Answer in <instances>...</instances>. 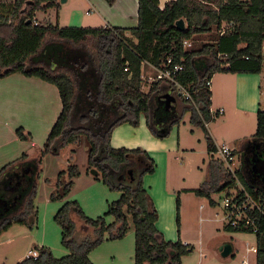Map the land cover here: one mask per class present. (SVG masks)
Here are the masks:
<instances>
[{"label":"trees","instance_id":"obj_1","mask_svg":"<svg viewBox=\"0 0 264 264\" xmlns=\"http://www.w3.org/2000/svg\"><path fill=\"white\" fill-rule=\"evenodd\" d=\"M105 1L111 5L115 0ZM137 4L136 27L109 28L36 23L34 12L58 8V0L0 2V77L16 72L42 79L57 88L61 101L59 115L38 155L31 158L23 152L4 164L0 168V183L8 179L16 187L15 180L20 185L23 174L30 169H34L35 177L38 176L45 155H58L61 149L68 147L69 163L56 174L55 188L50 195L52 201L63 200L71 192L73 178L80 173L71 162V155L85 135L88 169H96L95 179L121 192L117 200L108 204L104 215L96 218L87 217L76 200L66 199L53 218L60 228L61 243L69 253L55 257L48 247L35 244L31 250L38 252L37 258L25 257L18 264H93L88 256L91 250L101 244L105 232H108L109 239L123 237L128 230V216L134 227V264H181V257L193 250L179 239H165L156 227L157 209L142 185V176L154 170L153 159L140 147L110 146L114 127L122 123L137 126L141 116L152 135L164 138L169 135L171 127L189 112V122L203 130L206 148L211 154L207 178L190 191L208 198L214 205L211 194L233 187L238 180L244 191L262 199L264 211V191L251 186L240 169L232 174L221 160L214 158L216 146L206 127L217 116L211 112L212 94L206 82L217 72H261L264 0H169L162 8L158 0H137ZM179 18L185 20L186 31L175 28L174 23ZM222 23L227 26L219 34ZM212 29L218 33L210 43L192 49L183 47V40H192L195 35ZM47 36L84 48L83 45L87 44L91 49L88 58H85L84 51L75 55L84 57L79 67L69 66L67 70L50 68L48 63L60 62V45L49 47L51 44H48L43 52H39ZM167 57L183 65L176 78L191 95L190 99H184L172 92L176 100L182 102L175 113L176 106L168 110L158 108L157 104V97L171 89V84L157 81L146 92L141 90L142 65L147 63L158 67ZM30 59L36 63L29 64ZM255 117V131L251 138L261 142L264 141V110L258 109ZM16 132L21 139L27 136L21 133V129ZM23 189L26 193L20 210L0 222V233L13 224L29 228L36 224L38 212L33 203L36 179ZM241 193L238 197L242 196ZM106 215L113 216L114 220L106 223ZM250 216L256 225L255 264H264V213L254 210ZM75 217L82 224L80 232L83 237L80 240L75 237ZM224 229L252 233L251 227L244 228L243 225L232 227L225 223Z\"/></svg>","mask_w":264,"mask_h":264},{"label":"rangeland","instance_id":"obj_2","mask_svg":"<svg viewBox=\"0 0 264 264\" xmlns=\"http://www.w3.org/2000/svg\"><path fill=\"white\" fill-rule=\"evenodd\" d=\"M13 1L0 0V2L6 4ZM37 17L41 19L42 15L39 14ZM226 26L225 23H222L221 31L226 29ZM221 31H219V34ZM217 33L215 29H212L210 32L195 35L189 48H198L202 44L210 43ZM55 46L57 45H49V47ZM262 46L264 53V40ZM56 60L58 59H54V61ZM148 69V67H145L144 79L141 83V90L144 92L148 90V81L145 79L149 75H153V71ZM243 75L250 77L236 79L238 74L218 72L213 76L210 85L213 94L212 108L219 109L221 107L223 109L213 121L207 124L209 128L207 130H210L209 133L213 135L219 146L226 143L227 146L233 147L237 151L232 165L226 167L227 164L224 163V166L232 174L239 167L238 165L242 167L245 159L248 158V151L245 147L254 146L256 143L250 136L255 131L256 111L253 112L248 109L251 107L252 109L256 108V110H264V55L260 73H245ZM27 78L29 77L16 72L0 77V145L4 148L6 146L11 147L15 143L24 144L27 149L23 152L28 154L29 157L35 158L61 108L53 106L54 104L48 101L46 102V96L49 95L50 99L51 94H48L44 88L34 85ZM226 78H229L228 83L225 81ZM229 89L231 90L229 91ZM235 89L242 91L243 106L241 110L234 112L230 105L233 102V91ZM257 101H259V105H255ZM224 102L230 106L228 111L223 106ZM181 105V100H177V108L174 113ZM189 116V112H186L179 122L174 125V129H179L181 138L186 139L191 136L192 139L190 140L196 143V149L194 152L178 155V160L175 163L177 168L175 178L180 184H194L197 186L200 181H203V174L205 177L209 157L203 155V152L206 151L204 132L201 128L189 122ZM17 129H21V133L27 135L26 138L21 139L16 132ZM243 140L245 147L241 153L239 143H242ZM213 156L214 158L218 157L216 153ZM69 158V149L65 147L61 149L58 155L47 154L42 158L38 176L35 177L34 169H30L28 173L23 174L20 185L18 180H15L17 181L16 187L15 185L12 186L8 179H3V182L0 183V222L20 210L26 193L23 187L32 184L35 179L36 194L33 203L38 211V219L33 227L13 224L0 233V264H18L27 256L28 251L35 244L48 247L55 257L67 255L69 250L61 243L60 228L53 218L55 212L66 199L76 200L87 217L96 218L104 215L108 204L119 198L121 193L119 190L111 189L100 179H95V176L89 172L88 140L83 135L71 155V162L78 169L83 167L84 174L78 180L76 178L80 174L73 178V188L63 200H50L51 192L55 188L57 173L55 175L46 174L51 173L55 168L58 170L65 169L69 163ZM203 159L205 160L203 161ZM241 170L244 171L243 168ZM147 175H149L146 179L147 184L153 186L152 183L157 181V171L155 172L154 169L153 172L145 173L142 176L143 187H145L143 179ZM85 176H89L91 181H87ZM235 184L237 190L242 188L238 180ZM234 188L233 186L212 193L214 205L209 203L208 198L203 197V208L200 207L202 204L194 195L184 196L185 205L184 207L181 206L179 229L182 238L193 250L184 255L183 264H243L242 262L249 258L251 259L250 264H254V253L249 248L256 246L255 234L228 232L224 229L226 221L223 200L225 195L232 192ZM15 196L18 198L15 199ZM74 220L75 237L80 240L83 237L80 232L82 224L78 218L75 217ZM113 220V216H105L106 223H111ZM127 222L128 230L119 239H109L108 232L104 233L101 244L91 250L89 254L94 264H134L135 236L133 223L129 216ZM173 225L176 227L174 218ZM225 242L233 245V255L229 257H222L218 252V247Z\"/></svg>","mask_w":264,"mask_h":264},{"label":"crops","instance_id":"obj_3","mask_svg":"<svg viewBox=\"0 0 264 264\" xmlns=\"http://www.w3.org/2000/svg\"><path fill=\"white\" fill-rule=\"evenodd\" d=\"M169 0H158L159 7L162 8L164 3ZM58 8L50 7L45 10H36L34 12V20L37 23L42 24H57L59 26H72V27H121V28H129V27H136L138 25V15H137V0H115L113 4H108L105 0H66L64 3H60L58 0ZM42 15V18L39 19L37 16ZM48 44H59L60 46V54L58 57L60 58V62L58 64H54L50 62L47 64L52 69H61L67 70L71 66L73 68H77L80 66L82 59L84 57H76L75 55L84 52L85 58H88V53L90 50L88 45H83L86 48L82 47V45H75L71 42L55 39L53 37H45L43 40V44L39 50V52H43L46 45ZM74 55V57H73ZM34 57V56H33ZM89 58L91 56L89 55ZM51 60V59H50ZM29 64L33 65L36 63L35 60H29ZM43 63V62H42ZM70 66V67H69ZM145 67H148L149 71H153V68L150 64L144 63L142 65L141 70V77H143V72H145ZM148 72V71H147ZM218 73V72H217ZM216 74V73H215ZM214 74V75H215ZM233 74V73H231ZM241 74V76H240ZM245 73H238L236 79L238 78H247L250 76L243 75ZM213 75V76H214ZM233 75H237L233 74ZM213 78V77H212ZM212 78L211 83L212 84ZM29 81L34 83V85H38L39 88H44L48 94H51V98L49 99V95L46 96V102L54 104L53 106L57 108H61V101L59 97V93L57 88L42 79L36 77H29L27 78ZM143 81V79H142ZM226 83H228L229 78L225 79ZM227 87V85H226ZM210 88V87H209ZM149 89V87H148ZM231 89H229L230 91ZM169 90L167 89V92ZM211 91V90H210ZM228 91V94H229ZM166 92V93H167ZM169 93V92H168ZM212 94V91H211ZM213 95V94H212ZM212 95H211V110L216 111L219 109L212 108ZM231 95V92H230ZM242 91L235 89L233 91V102H232V111H239L242 109ZM252 103V102H251ZM177 104V100H176ZM175 104V106H176ZM255 105H259V101L255 102ZM223 106L229 110V105L227 103H223ZM228 106V107H227ZM246 108V107H245ZM250 111H257L256 108L252 109L249 107ZM247 109V108H246ZM245 109V110H246ZM256 115V112H255ZM208 128V126L206 125ZM209 129V128H208ZM210 132V130L208 131ZM215 146L218 147V143L216 139L213 137L211 133H209ZM251 136V135H250ZM191 136L188 138H181L179 129H174V126L171 127L170 133L167 137L158 138L152 135L149 129L146 126L145 119L143 116L140 117L139 125L132 126L129 123H122L111 131L109 143L112 148H120L124 147L127 149H134L140 147L144 149L148 155L153 159L155 166V172L157 171V181L153 182V186L149 183H146V179L149 175L144 177V189L148 192L150 197L153 200V203L157 209L158 217L156 221V227L160 230L165 239L176 241L179 239L183 244H188L181 236V231L179 229L180 223V210L181 206L184 207V196L194 195L196 199H198L203 206V197L196 196L192 191V189L197 188L206 178H207V171H208V164L210 160V153L207 151L203 152V155H207L209 157L207 167L205 170V177L203 174V181H200L198 185H184L180 184L176 180V161L178 160L179 154H186L190 152H194L196 149V143L193 142ZM246 139V138H245ZM244 139V140H245ZM244 140L242 143H239V151L242 153L245 147ZM264 146V141L256 142ZM222 145H226L222 144ZM221 146V145H220ZM227 146V145H226ZM229 147V146H228ZM234 151V154L237 152L233 147H229ZM245 148H248L246 146ZM27 149V146L21 143H15L13 146L4 147L0 145V166L18 158L23 151ZM214 155V154H213ZM235 156V155H234ZM205 159H203L204 161ZM242 162V161H241ZM233 164V163H232ZM245 165V164H244ZM238 165L237 169L243 168V174L246 178V181L253 186L255 189H261L264 191V184L261 182L260 178L255 176H249L246 173L245 166ZM198 168V167H197ZM236 169V170H237ZM62 169H53L51 173L55 175ZM84 168H79L80 175L76 178V180L80 179V177L84 174ZM242 171V170H241ZM248 172V171H247ZM204 173V172H203ZM45 175V176H46ZM152 176V175H151ZM87 181H91L89 176H85ZM235 189L237 188L236 184L234 185ZM73 188V187H72ZM212 199V195L210 196ZM213 200V199H212ZM214 201V200H213ZM203 208V207H202ZM38 212V211H37ZM173 218L176 223V227L173 225ZM38 219V218H37ZM176 228V231H175ZM256 241V237H255ZM256 245V242H255ZM254 253V264L256 262V252ZM90 254V253H89ZM233 255V254H232ZM89 256V255H88ZM185 256L181 257V264L184 262ZM90 259V257H89ZM249 260V261H248ZM247 264H250L251 259L249 258ZM91 261V259H90ZM92 262V261H91ZM93 263V262H92ZM243 263V262H242ZM94 264V263H93Z\"/></svg>","mask_w":264,"mask_h":264},{"label":"built area","instance_id":"obj_4","mask_svg":"<svg viewBox=\"0 0 264 264\" xmlns=\"http://www.w3.org/2000/svg\"><path fill=\"white\" fill-rule=\"evenodd\" d=\"M222 33V31H221ZM191 39L183 40V47L188 49L191 47ZM154 72L153 75H149L145 80L148 81V87L150 88L153 82L163 81L171 84V89H168L169 94L174 96L172 92H174L177 96L182 97L184 99H190L191 95L188 88L178 82L176 76L177 74L183 70V65L179 62H174L172 57H167L160 66L155 67L150 65ZM127 70L126 67L123 69ZM144 79V76L142 77ZM211 81H207L206 84L210 87ZM167 92V93H168ZM264 97V93H263ZM176 99V97L174 96ZM214 114H220L222 112L221 109L212 111ZM218 155V159L223 163L227 164L226 167L232 165L234 160V151L226 145H221L216 147V151L213 154ZM241 193V197H238L239 193ZM239 198V199H238ZM224 203V217L227 224L232 227H237L243 225L244 228L251 227L252 233L256 232V225L250 216V212L256 210L258 212L264 213L262 209V199L259 196H254L246 191H244L243 187L240 190L234 188L232 192H228L223 200ZM250 251L256 252V246L250 247ZM38 252L36 250H29L26 257L37 258ZM247 259L243 261V264H247Z\"/></svg>","mask_w":264,"mask_h":264},{"label":"water","instance_id":"obj_5","mask_svg":"<svg viewBox=\"0 0 264 264\" xmlns=\"http://www.w3.org/2000/svg\"><path fill=\"white\" fill-rule=\"evenodd\" d=\"M66 0H59L60 3H64ZM30 22V20H27ZM175 28L181 32L186 31L187 26L183 18H179L174 23ZM264 55V53H263ZM158 108L164 107L168 110H172L175 107L176 100L174 96L169 93H163L157 97ZM248 158L245 159L244 166L246 167V173L251 176L260 178L264 184V146L255 143L254 146H249L247 149ZM89 172L95 176L98 174L96 169H90ZM4 202V201H3ZM5 203V202H4ZM218 252L222 257H229L233 254V245L229 242H225L218 247Z\"/></svg>","mask_w":264,"mask_h":264},{"label":"flooded vegetation","instance_id":"obj_6","mask_svg":"<svg viewBox=\"0 0 264 264\" xmlns=\"http://www.w3.org/2000/svg\"><path fill=\"white\" fill-rule=\"evenodd\" d=\"M245 149H247V148H245ZM246 169V168H245ZM26 172H27V170H26ZM252 176H253V174H251ZM127 178L126 177H124V180H126ZM12 185V184H11Z\"/></svg>","mask_w":264,"mask_h":264}]
</instances>
